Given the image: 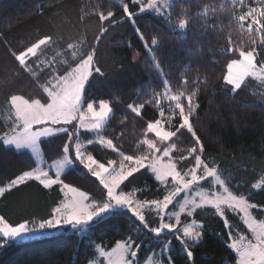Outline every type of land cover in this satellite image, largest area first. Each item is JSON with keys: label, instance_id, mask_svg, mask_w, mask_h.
<instances>
[{"label": "trees", "instance_id": "16d2710c", "mask_svg": "<svg viewBox=\"0 0 264 264\" xmlns=\"http://www.w3.org/2000/svg\"><path fill=\"white\" fill-rule=\"evenodd\" d=\"M134 1L0 0V216L7 223H46L63 200L60 185L47 188L37 180L14 185L38 164L29 151L4 142L12 99L49 105L45 89L53 78L65 77L89 57L93 69L83 88L84 105L109 103L112 116L102 136L113 144L112 149L87 146L90 156L108 165L124 157H147L146 142L161 151L172 145L174 161L183 171L193 164L183 158L195 150L220 171L236 196L255 205L256 218L264 219V187L255 189L264 177V97L253 79L239 90L226 82L230 64L244 53L256 51L264 67V36L242 23L230 0H175L168 19L141 12ZM256 4L262 7L264 30V0H249ZM37 46L38 52L22 63L20 57ZM166 91L181 97L190 121L187 129L176 119L169 142L149 131L162 118ZM67 128L40 141L45 166L69 149L74 167L62 182L88 194L91 202L106 203L107 188L74 151L75 142L89 141L93 134L80 131L76 122ZM121 189L135 192L141 201L167 196L148 169L135 172ZM198 216L204 229L202 240L189 245L192 260L173 240L172 264H237L225 221L210 210ZM234 220L244 230L239 218ZM169 240L168 233L149 231L130 211H117L91 223L83 235L66 230L21 241L0 236V264H90L97 248L109 251L120 242H134L140 264Z\"/></svg>", "mask_w": 264, "mask_h": 264}, {"label": "rangeland", "instance_id": "374dc122", "mask_svg": "<svg viewBox=\"0 0 264 264\" xmlns=\"http://www.w3.org/2000/svg\"><path fill=\"white\" fill-rule=\"evenodd\" d=\"M238 7L240 20L250 29L263 35L262 7L249 5V0H230ZM141 12H152L168 19L169 10L175 0H135ZM38 47L20 57L22 63L38 52ZM75 51V56H76ZM93 58L89 57L65 77H55L45 91L51 99L49 105L40 102H28L21 97H14L11 108L6 113L11 124L5 144L19 151H29L35 158L38 168L23 174L14 185L28 180H37L47 188L60 185L63 200L55 209L54 217L46 223H23L13 226L0 216V236L21 241L43 235L57 234L66 230L76 231L83 235L88 232L90 224L103 219L117 211H130L142 225L157 235L169 234L170 240L160 252L154 253L146 262L140 264H172L170 251L173 240H177L180 248L192 260L189 245L202 240L203 219L198 215L210 210L221 217L231 231L230 248L239 257L237 264H264V242L256 247L250 234L242 230L241 224L234 216L246 224L258 223L252 208L255 207L245 197L236 196L228 187L220 171L207 165L200 153L189 151L182 161H192L191 167L180 170L170 145L161 151L153 142H146L149 155L140 159L124 157L120 163L103 165L87 153L86 147L100 144L108 149L113 148L110 140L102 136V132L112 116V109L107 101H101L99 108L94 103L84 105L83 88L92 73ZM248 79L258 83L256 91L264 97V67L257 62V52L244 53L242 58L233 61L226 76V82L239 90ZM164 97V98H163ZM161 100L164 108L161 120L150 126L149 131L163 141L169 142L173 137L176 119H181V126L190 129V121L180 105L181 97L168 91ZM172 101V104H168ZM78 123L80 131L90 132L93 139L75 142L74 151L80 163L96 176L107 188L109 198L106 203L98 204L90 201V196L62 182L61 177L74 163L66 149L65 156L45 166L40 141L50 139L68 131V126ZM148 169L158 182L167 190V196L161 201H141L135 192H124L122 183L135 172ZM264 187V177L255 185L256 190ZM4 189H0V196ZM234 215V216H233ZM241 245L246 247L242 250ZM97 256L90 264H139V248L134 242H120L112 250L97 248ZM239 255V256H238ZM255 257V262L252 261Z\"/></svg>", "mask_w": 264, "mask_h": 264}, {"label": "crops", "instance_id": "0c3cea01", "mask_svg": "<svg viewBox=\"0 0 264 264\" xmlns=\"http://www.w3.org/2000/svg\"><path fill=\"white\" fill-rule=\"evenodd\" d=\"M254 209H255V207L252 208V211H254ZM254 218H255L256 222H258V223L252 222L250 224H246L241 219H240V222L243 225L244 231L247 232L248 234H250V237L254 240L253 242H257L259 244L261 242H264V219L259 220L258 218H256V216ZM231 244H232V239H231ZM241 246H243V245H241ZM239 257H238V259H239ZM253 258L255 259V257H252L251 259H253Z\"/></svg>", "mask_w": 264, "mask_h": 264}, {"label": "built area", "instance_id": "2783aa9c", "mask_svg": "<svg viewBox=\"0 0 264 264\" xmlns=\"http://www.w3.org/2000/svg\"><path fill=\"white\" fill-rule=\"evenodd\" d=\"M253 245L256 246V245H258V243H257V242H253ZM240 248H241L242 250H245V249H246L245 246H241ZM252 261L255 262V259L253 258Z\"/></svg>", "mask_w": 264, "mask_h": 264}]
</instances>
